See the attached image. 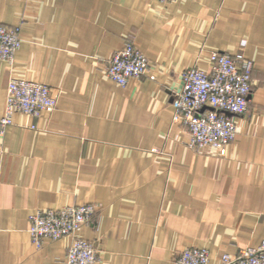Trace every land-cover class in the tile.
I'll list each match as a JSON object with an SVG mask.
<instances>
[{"label": "crops", "instance_id": "0c3cea01", "mask_svg": "<svg viewBox=\"0 0 264 264\" xmlns=\"http://www.w3.org/2000/svg\"><path fill=\"white\" fill-rule=\"evenodd\" d=\"M0 23L19 24L21 37L13 61H0V116L11 77L44 82L56 97L39 117L14 112L0 137V264H66L70 237L36 248L28 216L87 203L95 213L75 235L96 240L95 264H175L192 246L220 264L260 244L264 0H0ZM127 39L155 78L121 86L104 73ZM212 49L254 64L224 154L190 148L171 114L180 72L208 69Z\"/></svg>", "mask_w": 264, "mask_h": 264}, {"label": "built area", "instance_id": "2783aa9c", "mask_svg": "<svg viewBox=\"0 0 264 264\" xmlns=\"http://www.w3.org/2000/svg\"><path fill=\"white\" fill-rule=\"evenodd\" d=\"M20 43L19 24L0 23V61L11 63ZM244 43L245 40H241V44ZM209 60L208 69L190 66L180 72L171 100L172 121L187 127L190 148L209 146L224 154L236 133L235 118L247 109L254 64L241 52L232 54L218 49L210 50ZM103 71L121 86L130 78L156 77L150 60L129 39L105 60ZM55 104L56 97L48 84L23 77L9 78L4 112L0 116V137L12 123L14 112L39 117L43 112L50 113ZM95 209V204L87 203L35 210L28 216L31 243L39 248L46 239L69 236L65 263L95 264L99 253L96 240L75 235L82 224L92 220ZM209 259L206 248L192 246L182 248L174 263L209 264ZM220 264H264V238L257 246H248L233 257L222 254Z\"/></svg>", "mask_w": 264, "mask_h": 264}]
</instances>
